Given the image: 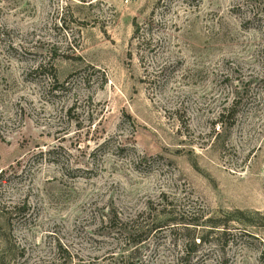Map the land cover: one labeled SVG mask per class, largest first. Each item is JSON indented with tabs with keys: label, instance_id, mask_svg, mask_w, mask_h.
<instances>
[{
	"label": "rangeland",
	"instance_id": "rangeland-1",
	"mask_svg": "<svg viewBox=\"0 0 264 264\" xmlns=\"http://www.w3.org/2000/svg\"><path fill=\"white\" fill-rule=\"evenodd\" d=\"M172 209L219 229H113ZM130 250L264 264V0H0V264Z\"/></svg>",
	"mask_w": 264,
	"mask_h": 264
},
{
	"label": "trees",
	"instance_id": "trees-1",
	"mask_svg": "<svg viewBox=\"0 0 264 264\" xmlns=\"http://www.w3.org/2000/svg\"><path fill=\"white\" fill-rule=\"evenodd\" d=\"M138 31V27H137ZM42 68V67H40ZM234 112H236V105L232 104L229 108H226L223 112H221L218 116L217 124L220 125L219 131H223L224 126H229L227 130L232 128L233 124H225L223 119L227 116L233 117ZM214 131L216 132V126L214 127ZM217 134V137L219 133ZM160 213V212H159ZM162 215L166 217L163 221L156 222L157 218L154 219L144 218V214H138L136 218L131 219L127 222H123L117 216H115V220L117 221L118 226H115V232L120 233L123 235V240L127 243L128 246H135L143 241V239L148 238L149 235L153 233H157L162 230H170L173 231L176 228H185V230H189L190 228L194 229H219L217 226H214V222L211 219L207 218V216H202L201 214H190L189 216L185 217L186 214L183 212H177L176 210H162ZM149 216V215H148ZM158 216H160L158 214ZM141 220V221H139ZM151 222V224H146V221ZM112 220H110L111 222ZM154 237V236H153ZM203 242V239L200 240V244ZM192 245L195 244V240H192ZM135 250H130L128 256H122L117 262L113 264H133L135 261ZM188 253V251H186ZM177 264H183V256L176 257Z\"/></svg>",
	"mask_w": 264,
	"mask_h": 264
},
{
	"label": "built area",
	"instance_id": "built-area-1",
	"mask_svg": "<svg viewBox=\"0 0 264 264\" xmlns=\"http://www.w3.org/2000/svg\"><path fill=\"white\" fill-rule=\"evenodd\" d=\"M127 2L130 1V0H126Z\"/></svg>",
	"mask_w": 264,
	"mask_h": 264
}]
</instances>
